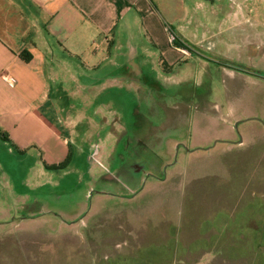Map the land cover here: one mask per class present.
<instances>
[{"label":"rangeland","instance_id":"obj_1","mask_svg":"<svg viewBox=\"0 0 264 264\" xmlns=\"http://www.w3.org/2000/svg\"><path fill=\"white\" fill-rule=\"evenodd\" d=\"M217 1L176 64L54 86L62 167L0 147V264H264V0Z\"/></svg>","mask_w":264,"mask_h":264},{"label":"crops","instance_id":"obj_2","mask_svg":"<svg viewBox=\"0 0 264 264\" xmlns=\"http://www.w3.org/2000/svg\"><path fill=\"white\" fill-rule=\"evenodd\" d=\"M213 1L0 0V147L32 152L37 168L61 161L67 123L50 114L54 86L85 67H118V56L128 66L141 65L142 54L158 69L176 64L181 49L165 26L176 24L172 34L183 42L180 33L198 26L196 13L186 10L204 12Z\"/></svg>","mask_w":264,"mask_h":264},{"label":"trees","instance_id":"obj_3","mask_svg":"<svg viewBox=\"0 0 264 264\" xmlns=\"http://www.w3.org/2000/svg\"><path fill=\"white\" fill-rule=\"evenodd\" d=\"M174 42H175V45L177 47H182V48H185L186 49V46H185L184 42L179 41L176 37H174ZM22 58L24 60H26L27 59V56H22ZM66 156L67 155L64 156V158H63L62 161L57 162L56 164H48V165L47 164H43V168L44 169H50V168H60V167H62L65 164V162H66Z\"/></svg>","mask_w":264,"mask_h":264},{"label":"built area","instance_id":"obj_4","mask_svg":"<svg viewBox=\"0 0 264 264\" xmlns=\"http://www.w3.org/2000/svg\"><path fill=\"white\" fill-rule=\"evenodd\" d=\"M168 40L170 41V42H174V35L171 33H169V35H168ZM182 48V47H181ZM184 49V48H183ZM3 79H4V81H5V83L8 85V86H11L12 85V83H13V79L12 78H10V77H6V76H3Z\"/></svg>","mask_w":264,"mask_h":264}]
</instances>
